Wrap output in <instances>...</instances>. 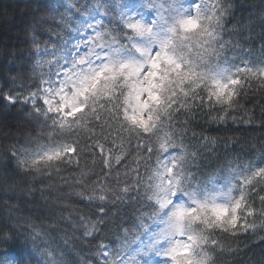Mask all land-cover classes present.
<instances>
[{
	"label": "snow or ice",
	"instance_id": "obj_1",
	"mask_svg": "<svg viewBox=\"0 0 264 264\" xmlns=\"http://www.w3.org/2000/svg\"><path fill=\"white\" fill-rule=\"evenodd\" d=\"M26 7L24 47L0 49V264H236L264 244V0Z\"/></svg>",
	"mask_w": 264,
	"mask_h": 264
},
{
	"label": "trees",
	"instance_id": "obj_2",
	"mask_svg": "<svg viewBox=\"0 0 264 264\" xmlns=\"http://www.w3.org/2000/svg\"><path fill=\"white\" fill-rule=\"evenodd\" d=\"M33 0H0V49L13 51L24 47L22 44L23 40V28L24 22L27 19L28 13L27 5L32 3ZM243 8L244 13L238 12L237 15H244L247 17L248 12L254 11L259 7V0H237ZM260 31L259 26L255 27V32ZM260 41L255 40L252 46L255 49H259ZM7 59L0 57V64L7 63ZM9 67H15V65H9ZM0 83H3V78L0 77ZM259 96H250V100L255 102ZM251 107V103L249 104ZM236 129H243V126L233 125L228 131H217L213 125L208 128V133L213 136H241V137H256L259 138L261 133L259 131H237ZM27 215V212H25ZM264 235V233H262ZM23 243L21 239L20 244ZM240 248L243 250L239 257L236 258V264H260L261 260L264 259V244L259 242V236H250L243 238L240 242ZM31 247V244L28 245ZM43 247L42 244L37 245V249ZM10 251L8 245H0V257H3L5 253ZM15 253L23 254L20 245H16L14 249Z\"/></svg>",
	"mask_w": 264,
	"mask_h": 264
}]
</instances>
